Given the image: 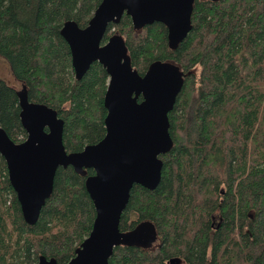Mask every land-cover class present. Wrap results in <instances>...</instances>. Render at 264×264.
<instances>
[{
    "label": "trees",
    "instance_id": "1",
    "mask_svg": "<svg viewBox=\"0 0 264 264\" xmlns=\"http://www.w3.org/2000/svg\"><path fill=\"white\" fill-rule=\"evenodd\" d=\"M103 0H0V57L22 90L0 79V129L16 144L28 133L20 93L64 121L63 144L79 153L106 136L109 75L98 62L77 79L68 21L88 26ZM126 44L142 77L169 62L184 85L169 113L172 149L154 190L135 185L120 231L153 227L158 245L116 247L109 264H264V0H195L192 30L176 49L162 23L107 29ZM142 97L139 101H142ZM59 168L52 195L29 225L0 154V264H68L89 237L96 209L88 177ZM155 242V240H154Z\"/></svg>",
    "mask_w": 264,
    "mask_h": 264
},
{
    "label": "water",
    "instance_id": "2",
    "mask_svg": "<svg viewBox=\"0 0 264 264\" xmlns=\"http://www.w3.org/2000/svg\"><path fill=\"white\" fill-rule=\"evenodd\" d=\"M194 3L195 0H103L86 28H79L73 21L64 24L61 34L70 45L77 79L96 62L109 75L105 96L107 132L100 143L68 154L63 144L64 121L53 109L30 103L25 91L19 95L27 139L16 144L0 129V154L6 160L11 185L29 225L38 222L52 195L59 168L72 167L82 176L87 175V170L95 171L87 178L86 188L96 219L91 234L68 264H109L116 247L131 242L149 246L156 240L149 224L125 234L120 231V221L135 185L154 190L160 184V156L174 144L169 113L182 91L184 74L173 63L155 62L142 77L134 70L121 36L114 35L105 44L103 41L109 25L119 23L126 14L136 30L164 24L169 44L176 49L192 30ZM39 264L58 262L41 256Z\"/></svg>",
    "mask_w": 264,
    "mask_h": 264
},
{
    "label": "rangeland",
    "instance_id": "3",
    "mask_svg": "<svg viewBox=\"0 0 264 264\" xmlns=\"http://www.w3.org/2000/svg\"><path fill=\"white\" fill-rule=\"evenodd\" d=\"M0 79L7 82L9 85L16 87L18 90H22V85L16 81L11 71L9 63L0 57ZM24 91V90H23ZM159 242L155 240L153 246L158 245Z\"/></svg>",
    "mask_w": 264,
    "mask_h": 264
}]
</instances>
